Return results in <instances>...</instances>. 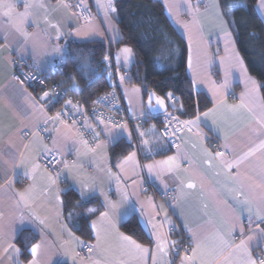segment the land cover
<instances>
[{"label": "crops", "instance_id": "obj_1", "mask_svg": "<svg viewBox=\"0 0 264 264\" xmlns=\"http://www.w3.org/2000/svg\"><path fill=\"white\" fill-rule=\"evenodd\" d=\"M106 1L88 0L97 17L87 23L64 0H4L14 10L5 16L7 9H0V264H261L264 101L218 0H160L186 43L192 86L211 104L186 119L175 150L159 135L160 120L147 110L143 89L125 84L134 58L124 45L111 57L132 120L123 127L100 125L94 148L74 124L51 118L49 106L12 79L16 56L54 72L70 42H119ZM255 10L264 24V0ZM123 141L130 151L112 162L111 148ZM49 152L58 158L52 170L39 160ZM150 188L174 195L156 200ZM67 189L102 205L90 220L91 258L77 256L85 241L65 222L61 194ZM133 216L150 244L122 230ZM23 232L37 236L26 259L16 243Z\"/></svg>", "mask_w": 264, "mask_h": 264}, {"label": "trees", "instance_id": "obj_2", "mask_svg": "<svg viewBox=\"0 0 264 264\" xmlns=\"http://www.w3.org/2000/svg\"><path fill=\"white\" fill-rule=\"evenodd\" d=\"M257 0H218L224 19L233 35L237 50L249 74L257 81L264 101V24L259 18ZM107 10L114 14L121 34L119 42H70L61 68V78L85 106L112 88L106 75L107 56L124 45L132 50L133 62L126 71L125 84L143 89L145 98L152 91L182 119H191L210 107L207 97L194 90L186 71L187 47L168 21L160 0H107ZM56 69V70H57ZM38 90H33L35 95ZM174 98V106L171 99ZM52 110V109H51ZM158 121V117H152ZM160 125V123H159ZM131 145L125 141L111 148V160L126 155ZM66 224L77 237L90 243L93 239L90 220L102 210L97 198L83 200L73 189L61 194ZM122 230L142 244H150L133 216L121 225ZM37 236L23 232L16 240L21 257ZM63 264V263H58Z\"/></svg>", "mask_w": 264, "mask_h": 264}, {"label": "built area", "instance_id": "obj_3", "mask_svg": "<svg viewBox=\"0 0 264 264\" xmlns=\"http://www.w3.org/2000/svg\"><path fill=\"white\" fill-rule=\"evenodd\" d=\"M64 1L73 6V11L80 22L87 23L96 19L97 16L91 9L88 0ZM61 72V68L54 72H41L27 60L16 56L12 79L31 92L38 90L36 96L41 103L49 106L51 118L66 124H74L81 140L90 148L96 146L95 133L100 125L123 127L131 122L132 118L126 113V106L122 102L116 85H112V88L98 95L87 107L75 93L69 90L64 79L61 78ZM106 75L111 81L116 78V67L110 55L107 56ZM174 102L175 99L172 98V106H174ZM151 116L158 117L160 120L158 133L161 138L173 150L180 147V133L187 122L186 119L180 118L168 105L166 112L158 116ZM39 160L45 168L52 170L56 167L58 158L56 154L49 152L42 154ZM147 192L151 197L161 201H166L174 195L172 191L156 192L151 188ZM76 253L80 258H91L93 253L91 244L83 242Z\"/></svg>", "mask_w": 264, "mask_h": 264}, {"label": "snow or ice", "instance_id": "obj_4", "mask_svg": "<svg viewBox=\"0 0 264 264\" xmlns=\"http://www.w3.org/2000/svg\"><path fill=\"white\" fill-rule=\"evenodd\" d=\"M0 9H7L6 11H4V15L7 16V15H9L10 12H12L14 10V6L11 3H5L4 0H0ZM123 52L126 54H130L132 52V50L130 48H124ZM45 95H47V93H45ZM161 103H162V101H161ZM191 186L192 185H189V187H191ZM123 239L128 240L138 251L147 252V249L141 248V246L136 244L135 241H132L130 237H123ZM240 247H243V244H241ZM32 251L35 252L36 249L33 248ZM195 258H196V250H193V255H192L191 259H195ZM185 259H190V258L185 257ZM205 264H206V262H205ZM251 264H255V262L252 261ZM261 264H264V261H262Z\"/></svg>", "mask_w": 264, "mask_h": 264}, {"label": "water", "instance_id": "obj_5", "mask_svg": "<svg viewBox=\"0 0 264 264\" xmlns=\"http://www.w3.org/2000/svg\"><path fill=\"white\" fill-rule=\"evenodd\" d=\"M162 101V103H161ZM146 107L149 111L150 115H160L167 111V104L164 100L159 98L155 93L152 91L147 93L146 96Z\"/></svg>", "mask_w": 264, "mask_h": 264}, {"label": "rangeland", "instance_id": "obj_6", "mask_svg": "<svg viewBox=\"0 0 264 264\" xmlns=\"http://www.w3.org/2000/svg\"><path fill=\"white\" fill-rule=\"evenodd\" d=\"M123 48H129V47L125 46V47H123ZM116 52H117V51H116ZM130 54H132V52H131ZM110 56H111V54H110ZM128 57H129V56H127V58H128ZM123 59H126L124 54H123ZM113 64H114V62H113ZM114 65H115V64H114ZM115 67H116V65H115ZM120 75H121L120 70H119V69L117 70V67H116V78L113 79V80L111 81V84H112V85H116V86H117V89H118V87L120 86V82H121L120 77H119Z\"/></svg>", "mask_w": 264, "mask_h": 264}]
</instances>
